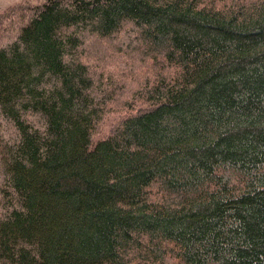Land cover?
<instances>
[{
    "label": "trees",
    "instance_id": "trees-1",
    "mask_svg": "<svg viewBox=\"0 0 264 264\" xmlns=\"http://www.w3.org/2000/svg\"><path fill=\"white\" fill-rule=\"evenodd\" d=\"M0 264H264V0L1 8Z\"/></svg>",
    "mask_w": 264,
    "mask_h": 264
},
{
    "label": "rangeland",
    "instance_id": "rangeland-1",
    "mask_svg": "<svg viewBox=\"0 0 264 264\" xmlns=\"http://www.w3.org/2000/svg\"><path fill=\"white\" fill-rule=\"evenodd\" d=\"M16 1H18V0H0V9L6 7L8 5H11ZM106 127H107V124H104L102 130L105 131Z\"/></svg>",
    "mask_w": 264,
    "mask_h": 264
}]
</instances>
